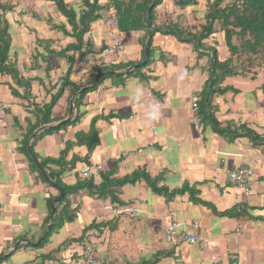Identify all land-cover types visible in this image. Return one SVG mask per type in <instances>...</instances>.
<instances>
[{
	"label": "crops",
	"instance_id": "crops-1",
	"mask_svg": "<svg viewBox=\"0 0 264 264\" xmlns=\"http://www.w3.org/2000/svg\"><path fill=\"white\" fill-rule=\"evenodd\" d=\"M163 1L155 10V22L174 21L177 15L180 18L182 9L168 8L167 12L162 8ZM205 3L206 0H197L195 6L184 8L183 15H193V26L203 18ZM111 9L90 26L97 44L92 45L84 36V46L69 53H73L74 59L71 78L83 85L80 92L101 76L100 83L83 96L76 108L73 100L77 94L72 96L64 90L52 109L53 122L35 127L30 135L29 130L41 117L36 108L47 104L58 90L52 88L51 79L61 78L69 65L65 57L48 54V49L60 50L75 38L52 28L53 24H64L71 32L52 1L26 0L8 15L13 58L25 77L32 80L30 96L23 99L12 95L5 85L9 78L0 76V100L7 105L0 110V257H6L0 264H81V254L89 242L93 257L100 259L101 264H137L143 260L155 261L153 264H211L212 257L222 264H264V145H255L247 137L229 140L210 126L197 128L192 121V103L199 98L209 77V61L170 35L157 32L149 36L146 31L112 29L106 22ZM187 26L195 31L200 25ZM118 35H122L124 45L119 55L102 54ZM155 35H159L160 42H156ZM37 39L49 40L51 48L37 46ZM150 40L154 60L138 74L114 78L110 73L119 72L105 69L109 63L129 64L122 70L127 72L143 64V43ZM130 45L136 48H128ZM35 50L49 60L48 74L42 58L35 69L31 68ZM230 78L224 85L238 92L230 89L213 98L217 120L222 126L229 122L246 124L263 133L264 94L260 85L264 80L250 94L230 83ZM18 90L24 92L23 88ZM150 94L164 100L159 107ZM76 115L80 117L75 123L34 138L44 128L70 121ZM92 123L98 144L89 152L86 145L76 143V135L87 133ZM24 142L29 150L33 149L38 163L43 158H58L65 144L72 142L64 160L71 163L76 159L61 177L67 185L80 178L85 165H99L100 172L94 177L96 185L102 183L104 174L118 179L144 171L157 181L159 188L185 191L167 200L152 191L144 179L113 187L119 203L111 204L134 205L137 211L131 217L116 216L105 208L103 203H109L107 197L80 190L69 197L70 207L76 213L74 220L54 231L44 245L29 246L43 238L50 224L43 230L44 220L49 214L52 219L47 199L58 197L59 190L31 169L30 160L22 151ZM252 161L256 162V176L250 183L248 205L242 215L229 216L228 211L236 207L241 191L227 180L226 173ZM48 166L54 170L62 168L56 164ZM172 217L180 222V229L195 234L199 240L206 239L208 247L168 243L164 231ZM90 224L95 227L87 228Z\"/></svg>",
	"mask_w": 264,
	"mask_h": 264
},
{
	"label": "trees",
	"instance_id": "trees-1",
	"mask_svg": "<svg viewBox=\"0 0 264 264\" xmlns=\"http://www.w3.org/2000/svg\"><path fill=\"white\" fill-rule=\"evenodd\" d=\"M23 1L26 0H0V76L9 78V81H6L5 85L9 88L12 95L24 99L30 96L29 90L32 78L25 77L18 68L16 59L13 58V37L11 23L8 20V15H11L17 5ZM47 1L54 2L59 14L65 17L67 24L71 27V32H67L64 24H53L52 28L61 30L63 34L69 35L71 38L74 37L75 40L71 41L60 50L48 49V54L65 57L69 65L65 74L61 78L51 79L53 82L51 83L52 88L56 87L58 90L53 92L54 94L51 95L50 101L47 104H44L42 108H36L38 112L41 113V117L38 124L29 130L28 135L34 131L35 127H38L39 125H49L53 122L54 119L51 117L52 109L64 90H69L72 96L77 94L76 99L73 100L74 107L76 108L83 96L87 92L95 89L100 83L101 76L97 78L93 85L87 86L80 92L83 85L79 82L73 81L71 78L74 59L73 53H69L73 51L75 52L84 46V36L87 30L90 29L91 24L100 20L102 18V13L112 8L110 12L114 16L116 22L114 25L108 24L112 29H117L119 32L146 31L149 36H153L157 32L170 35L175 37L180 43L191 44L194 50L197 51L198 56H201L202 53L210 54L209 51H211V56L209 57V77L205 81L198 99L202 125L210 126L216 133L229 140H234L237 137H247L255 145H264V132L259 134L249 128L246 124L236 125L229 122L222 126L215 116L217 106L213 103V98L216 95L225 94L230 89L235 93L238 92L236 89L224 85V81L228 77L242 75L250 76L251 79L255 80L260 73H264V0H207L206 9L203 14L204 22L201 23L199 28L195 31L191 30L187 25L181 24L179 21V15H177V19L171 23L164 22V24H157L155 22V10L161 5L163 0H107V2L104 3L100 0ZM174 3L180 9H184L188 6L196 5L197 0H174ZM47 19H51V17ZM217 25L219 27H217ZM216 32H222L223 43H225L228 51V57L225 59L219 57V52L216 48H204V41L212 37ZM36 43L37 46L51 48L49 40L37 39ZM147 44L149 45V48L143 64L139 63L136 68H132L127 72H122V70L128 68L129 64L120 65L117 63H109L105 69L118 71L119 73L115 75L110 73L114 78H123L138 74V71L140 72L142 68L148 66L154 60V47L151 40ZM147 44L143 43L144 49ZM37 46L35 48H37ZM86 51L89 52L90 50L88 49ZM39 58L46 61L47 65L45 70L48 74L47 71L50 67V62L49 60L44 59V56H41L37 50H35V55L31 57V68L35 69L39 65ZM99 69L102 71L104 70L102 67ZM91 77H94V72L91 74ZM141 77L145 79L144 76ZM21 88L24 90L22 94L18 90ZM260 89L264 94V82L260 85ZM79 117V115H76L74 119L65 123L56 126H48L44 128L43 132L39 135H35L34 138L43 134L58 131L62 127L71 125L78 121ZM76 143L86 145L89 152L98 144V134L94 123H92V126L87 133L76 135ZM72 144V142H67L58 158H43L39 161L40 167L43 168L49 179L54 183L51 184L43 177L37 167L34 160L36 155L33 149L31 148L29 150L26 142H24L22 151L25 152L30 160L31 169L36 171L38 176L48 182L51 186H54L57 189L58 187L64 189V195L61 201L55 205L53 218L51 219L49 214L44 220L43 230L50 222H52V225L38 243L29 244V246L39 247L44 245L54 231L61 228L64 223L74 220L76 213L74 210H71L69 197L80 190H86L90 195H96L100 198L107 197L109 199V204L119 203V198L113 187L121 186L126 183H135L140 179H144L152 191L156 194L164 195L167 200L172 199L178 192L185 191V188L173 190L171 192H168L165 188H159L157 186V181L144 171H136L127 177L118 179L111 177L110 174H104L103 181L99 185L95 184L94 176L82 177L80 175V178L73 185H67L63 183L61 177L63 172L70 168L76 159H73L71 163L65 162L64 160V156ZM49 164H56L62 166V168L54 170L49 168ZM189 190L193 192V190ZM55 198L49 197L47 199L50 208H52L51 204H53ZM245 208V205L238 208L235 207L228 211V215L240 216L243 214ZM90 227H95V225L90 224L87 228ZM4 258L5 257H0V261ZM154 262L155 261H141L137 264H153Z\"/></svg>",
	"mask_w": 264,
	"mask_h": 264
},
{
	"label": "built area",
	"instance_id": "built-area-1",
	"mask_svg": "<svg viewBox=\"0 0 264 264\" xmlns=\"http://www.w3.org/2000/svg\"><path fill=\"white\" fill-rule=\"evenodd\" d=\"M106 22L109 25H114L115 18L112 14L106 19ZM85 36L87 40L92 44H97V37L93 33L92 29L87 30L85 33ZM123 44V37L122 35H118L117 37L113 38L110 45L107 46L102 50V54H108V55H116L118 56L120 53V50L122 48ZM150 97L152 98L154 104L156 107H159L162 102L164 101L162 98L150 94ZM6 105L4 102L0 100V110L2 111ZM192 121L194 125L197 128H201L202 122H201V116L199 113V105H198V99H194L192 103ZM101 167L99 165H85L83 169H81L80 175L82 177H89V176H97L100 172ZM256 176V162L252 161L250 163H245L243 165H240L239 167L229 170L226 173V178L228 181L234 184L237 188L240 189L241 195L240 198L236 204V207H240L242 205L247 206L249 202L250 197V183L251 180ZM105 208L111 209L116 216L121 214H127L131 217L136 215V207L134 205L131 206H123L118 207L109 204L108 202L103 203ZM193 225L197 226L198 223H193ZM181 224L180 222L174 217H172L170 223L166 226L164 235L165 239L168 243L172 245H180L183 243L186 244H197L203 248L206 249L208 247L209 242L206 239L199 240L195 234L185 232L184 230L180 229ZM92 247L89 244H86L83 252L81 254V264H101V260L94 258L92 255ZM211 264H222L216 258L212 257Z\"/></svg>",
	"mask_w": 264,
	"mask_h": 264
},
{
	"label": "rangeland",
	"instance_id": "rangeland-1",
	"mask_svg": "<svg viewBox=\"0 0 264 264\" xmlns=\"http://www.w3.org/2000/svg\"><path fill=\"white\" fill-rule=\"evenodd\" d=\"M170 2H171L170 0H164L163 1V4H162V8H164L167 12H169L168 11V8L170 9V11H173L174 9L177 8V6L174 4V1L173 0H172V4H170ZM181 12H182V14H180V18H179V20L182 21L181 24H184V25L189 24V26L195 28V25L196 26H199L201 22L202 23L204 22V19L203 18L200 21L199 20H196V24L193 26V24H192V20H194L193 15L192 14L191 15L190 14H184L183 15V12L185 13V9H182ZM195 14H196V12L194 11V15ZM174 21H175V19H174ZM171 22H173V21L170 20L168 23H171ZM217 27H219V26L217 25ZM85 38H86V36H85ZM155 40H156V42H160L159 35H155ZM163 42L165 43L164 44L165 47L169 48L168 44L164 40H163ZM203 44H204V48H208V49L209 48L210 49L211 48H216L218 50V52H219V57L221 59H225V58L228 57V51L226 49L225 43H223V35H222V32H216V33H214V35L212 37L208 38L206 41H204ZM190 45L191 44H188L187 46L185 45V48H188V47L189 48H193V46L192 45L190 46ZM122 48H124V45H122ZM128 48H136V47L134 45H130ZM209 52L211 54V51H209ZM210 54L203 53L200 58L203 59V60L209 61V57L211 56ZM261 80H264V73H261L260 76L258 77V79L255 80V81L252 80L250 78V76H242V75H239V76H234V77L230 78L229 79V82L230 83H233L235 86H239V87H241L243 89H246V91H248L250 94H253L251 91L254 90V88L257 85V83L260 82ZM89 243H90L89 245L91 246V243L92 242H89Z\"/></svg>",
	"mask_w": 264,
	"mask_h": 264
},
{
	"label": "water",
	"instance_id": "water-1",
	"mask_svg": "<svg viewBox=\"0 0 264 264\" xmlns=\"http://www.w3.org/2000/svg\"><path fill=\"white\" fill-rule=\"evenodd\" d=\"M148 48H149V45L147 44L146 46V49H145V54L147 53L148 51ZM100 74V72H99ZM72 111H73V107L71 106L70 107V110H69V114L71 115L72 114ZM35 163L37 164V167L39 168L40 172L42 173L43 177L48 181L50 182L51 184H54L48 177L47 173L43 170V168L40 167V164L37 162V160H35ZM58 190H59V195L57 198H55L53 204H52V214H51V217L53 218V215L55 213V204H58L63 195H64V189L62 187H58ZM52 225V222H50V224L48 225V227L46 228V231L50 228V226ZM46 233V232H45Z\"/></svg>",
	"mask_w": 264,
	"mask_h": 264
},
{
	"label": "bare ground",
	"instance_id": "bare-ground-1",
	"mask_svg": "<svg viewBox=\"0 0 264 264\" xmlns=\"http://www.w3.org/2000/svg\"><path fill=\"white\" fill-rule=\"evenodd\" d=\"M163 26V25H162ZM148 31V30H147ZM160 32V31H159ZM75 209V208H74ZM72 210V209H71ZM144 261V260H143ZM106 263V262H105Z\"/></svg>",
	"mask_w": 264,
	"mask_h": 264
},
{
	"label": "clouds",
	"instance_id": "clouds-1",
	"mask_svg": "<svg viewBox=\"0 0 264 264\" xmlns=\"http://www.w3.org/2000/svg\"><path fill=\"white\" fill-rule=\"evenodd\" d=\"M111 14V13H110ZM195 99H199L198 97L197 98H195Z\"/></svg>",
	"mask_w": 264,
	"mask_h": 264
}]
</instances>
